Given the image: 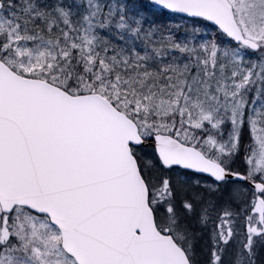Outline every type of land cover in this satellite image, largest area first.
Segmentation results:
<instances>
[{"label":"snow or ice","instance_id":"snow-or-ice-1","mask_svg":"<svg viewBox=\"0 0 264 264\" xmlns=\"http://www.w3.org/2000/svg\"><path fill=\"white\" fill-rule=\"evenodd\" d=\"M0 264H264V0H0Z\"/></svg>","mask_w":264,"mask_h":264}]
</instances>
